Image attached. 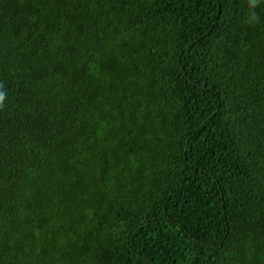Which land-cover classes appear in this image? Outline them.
Segmentation results:
<instances>
[{
  "label": "trees",
  "instance_id": "obj_1",
  "mask_svg": "<svg viewBox=\"0 0 264 264\" xmlns=\"http://www.w3.org/2000/svg\"><path fill=\"white\" fill-rule=\"evenodd\" d=\"M0 91V264H264V0H0Z\"/></svg>",
  "mask_w": 264,
  "mask_h": 264
},
{
  "label": "clouds",
  "instance_id": "obj_2",
  "mask_svg": "<svg viewBox=\"0 0 264 264\" xmlns=\"http://www.w3.org/2000/svg\"><path fill=\"white\" fill-rule=\"evenodd\" d=\"M255 3V0H253V4ZM248 22L249 23H256L258 22V17L256 16L255 13H252L249 17H248ZM7 93L5 91H0V104H2L4 102V100L6 99Z\"/></svg>",
  "mask_w": 264,
  "mask_h": 264
}]
</instances>
